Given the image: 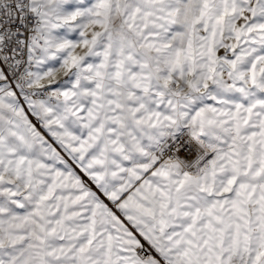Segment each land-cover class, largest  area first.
<instances>
[{
	"label": "snow or ice",
	"instance_id": "snow-or-ice-1",
	"mask_svg": "<svg viewBox=\"0 0 264 264\" xmlns=\"http://www.w3.org/2000/svg\"><path fill=\"white\" fill-rule=\"evenodd\" d=\"M0 264H264V0H0Z\"/></svg>",
	"mask_w": 264,
	"mask_h": 264
}]
</instances>
